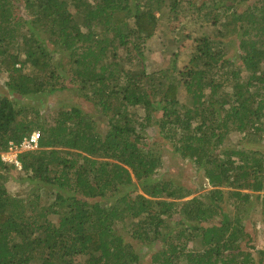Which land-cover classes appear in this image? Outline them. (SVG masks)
Returning a JSON list of instances; mask_svg holds the SVG:
<instances>
[{
	"label": "trees",
	"instance_id": "1",
	"mask_svg": "<svg viewBox=\"0 0 264 264\" xmlns=\"http://www.w3.org/2000/svg\"><path fill=\"white\" fill-rule=\"evenodd\" d=\"M160 3L0 0V72L7 77L0 152L34 129L40 133V148L18 156L19 171L35 185L27 200L9 195L5 183L14 167L0 157V264H140L141 252L124 233L149 249L153 264H264L263 250L254 259L238 244L245 239L241 213L231 218L215 201L230 186L237 207L246 210L256 197L264 209V153L215 154L205 147L229 131L264 134V0H187L196 20L217 27V37L196 39L185 63L174 52L168 67L149 73L143 50L157 28ZM20 5L25 16L15 15ZM226 43L235 45L239 66L226 55ZM62 89L82 93L97 110L71 105L51 120L21 117L18 96ZM131 107L142 108V116ZM155 109L161 131L167 124L180 129L179 140L173 138L180 155L204 166L209 203L185 199L188 188L155 175L160 156L140 145L137 130L154 119ZM96 119H106L104 132ZM134 178L143 193L132 194ZM42 192L53 200L42 203Z\"/></svg>",
	"mask_w": 264,
	"mask_h": 264
},
{
	"label": "rangeland",
	"instance_id": "2",
	"mask_svg": "<svg viewBox=\"0 0 264 264\" xmlns=\"http://www.w3.org/2000/svg\"><path fill=\"white\" fill-rule=\"evenodd\" d=\"M160 1V11L156 12L158 16L157 28L154 35L146 41L145 49L143 50L146 71L149 73L157 72L162 67H168L170 62L176 58L174 52L177 53V63H185L180 61H186V59L192 57L196 39L202 38L206 35L217 37V27L205 23L201 19L196 20L198 18H194L195 15L193 9H188L187 7V0H183L181 5H178L175 8L170 4L171 0ZM14 10L15 15L25 16L24 13L26 10L24 6L20 5L19 7H15ZM221 30L224 32L223 28ZM110 37L109 34L108 38ZM114 40L116 43L117 55L124 56L125 52L121 47L119 40ZM234 49H236L234 44H224L226 55L231 58V61L235 66H239L241 61L235 55L236 53L234 52ZM25 73H28V69ZM177 73L178 72L176 71V73L172 74V76L175 77V81L180 78ZM6 79V73L0 72L1 93H7V88L4 85ZM158 79L160 78L158 77ZM60 81L64 86L74 85L73 83H70L69 80L60 79ZM59 84L60 83L57 85ZM180 89L181 96L184 98V104L191 107L192 105L189 95L186 94L183 88L180 87ZM18 98H21L20 100L25 107L21 117H24L26 122L33 120L34 117H39L41 120H51L59 110L68 109L71 105L82 106L83 108L88 109L89 112H95V110H97V107L88 102L82 93L73 94L68 89L58 90L53 93L48 92L34 98L28 97V94L20 95ZM33 108H37V115L32 110ZM131 108L132 111L135 112L136 109L134 107ZM135 114L138 117L142 116L143 109H137ZM153 114L154 119L145 123V127H141L137 130L142 136L140 145H143L146 149L151 148L156 152V155L160 156V164L158 165L159 167L156 168L155 175H160L163 180L170 181L172 179L174 181V184L172 185H180L188 188L190 194L185 197V199H190L196 196L209 203L211 201L210 196L212 195V185L208 184V180L204 175V166L194 159L180 155L179 151L175 148V144H178V142L174 141L179 140L178 130L180 129L167 124L166 128L161 131L158 127L157 121H155L157 116L160 115V110L155 109ZM219 115L218 118L222 120L223 114L220 112ZM163 119H165V117H163ZM200 119H203V117H197L196 120ZM96 121H98L97 124L98 127L101 128V132H104L103 130L106 128V119H96ZM34 130L38 131V129ZM174 132L177 133V136H174ZM207 144L205 147L215 154L224 153L235 148H247L249 150H258L259 152L264 153V134L261 133L257 137H253L252 135H245V133L229 131L226 133L222 142L215 143V140H212L208 146ZM133 182L134 187H130L132 189V194L143 193V190L139 185L140 181L134 178ZM5 185L9 195L24 199L28 197L30 189L35 188L34 183L29 181L28 178L23 175L22 171L12 167ZM223 190L224 193L222 199L216 197L217 199L215 200L213 198V200L221 204L231 218H233L238 212L241 213V221L244 226L243 238H248V241L243 239L239 241L238 244L242 246L245 251L249 250L252 258L256 259L258 257L257 250L264 251L263 204L258 202L256 197H253V199H251L252 201L250 200V202L246 204V210H242V208L237 207V198L231 193L234 189L230 186H225ZM39 191L41 190L38 189V192ZM257 193L259 192H256L255 194ZM41 194L42 203H49L53 200V196L49 197V194H45L44 192ZM218 216L219 215H217V217ZM175 218L177 217L175 216ZM52 220L54 222L57 221L55 216ZM126 237V233H124L125 240L128 239L134 246V249L137 252H141L142 258H140V264H153L150 260L149 249L146 248L144 244ZM161 243V240L156 241L154 243L155 246L153 247L158 248L159 246H157V244L160 245ZM246 246H249L250 248ZM143 254H145L144 257Z\"/></svg>",
	"mask_w": 264,
	"mask_h": 264
},
{
	"label": "built area",
	"instance_id": "3",
	"mask_svg": "<svg viewBox=\"0 0 264 264\" xmlns=\"http://www.w3.org/2000/svg\"><path fill=\"white\" fill-rule=\"evenodd\" d=\"M39 139L40 133L33 130L19 142L9 141L7 147L0 152L1 160L17 169H21L19 154L38 150L40 148Z\"/></svg>",
	"mask_w": 264,
	"mask_h": 264
},
{
	"label": "clouds",
	"instance_id": "4",
	"mask_svg": "<svg viewBox=\"0 0 264 264\" xmlns=\"http://www.w3.org/2000/svg\"><path fill=\"white\" fill-rule=\"evenodd\" d=\"M14 167V166H13ZM15 168V167H14Z\"/></svg>",
	"mask_w": 264,
	"mask_h": 264
}]
</instances>
